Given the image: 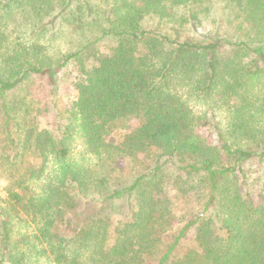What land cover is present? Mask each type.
<instances>
[{"label": "trees", "instance_id": "1", "mask_svg": "<svg viewBox=\"0 0 264 264\" xmlns=\"http://www.w3.org/2000/svg\"><path fill=\"white\" fill-rule=\"evenodd\" d=\"M0 170V264H264V0H0Z\"/></svg>", "mask_w": 264, "mask_h": 264}, {"label": "rangeland", "instance_id": "2", "mask_svg": "<svg viewBox=\"0 0 264 264\" xmlns=\"http://www.w3.org/2000/svg\"><path fill=\"white\" fill-rule=\"evenodd\" d=\"M30 10H31V13H27L26 17L16 16L15 20L11 21L12 26L17 25V23L22 21L23 26L31 27L35 21H38L39 18L35 17V15H34L35 13L33 12L32 9H30ZM236 11H237V7L235 6V4L228 5L227 1H226V3L224 2V17L225 18H227V17L229 18V16H232V14L236 13ZM45 38L46 39L43 42L41 40V42H42V44H44V46H46V52H48L51 55H53L55 53H59V52L65 53L71 49H74L78 46V44H80L82 42V40H84L83 36L82 35L79 36L78 33L75 34L74 36H67V35H65V33H62L61 35H57V36H52V35H50V33H46ZM74 68H75L74 65L71 64L68 67L62 69L60 72V75H59L61 80H62V82H61L62 85H61V88L59 90V102H58V104L60 107L62 106V110L66 109L68 106H70V104L72 103V100L75 96L73 83L75 81L76 72H75ZM38 92H40L42 94L46 93L44 90H42L41 86L38 88ZM51 113L48 115L49 121L51 123L44 120L42 122V126H44V127L47 126V127H51V128L56 129L57 126L55 123H53L54 117H52ZM134 126H135V123L134 122L132 123V121H130L128 123L129 128H127V129H130V127L133 128ZM124 130H126V129H124ZM122 132H120V133H122ZM111 137H112V135H111ZM118 163H119L118 164L119 166H125L126 160L122 158L118 161ZM126 169L129 170V168H126ZM134 170L135 169H132L129 171H132L134 173ZM133 173H132V175H133ZM132 175H130L129 172L124 174L125 177H131ZM257 177H258V174H255V175H253V177L251 179V180H254L252 185L255 187L261 186L262 182H263V180L260 177L258 179H257ZM8 181H9V179H8L5 171L3 172L0 170V195H2V196L6 195L4 187L6 185H8ZM39 264H54V263L48 262V261L43 259L39 262Z\"/></svg>", "mask_w": 264, "mask_h": 264}]
</instances>
